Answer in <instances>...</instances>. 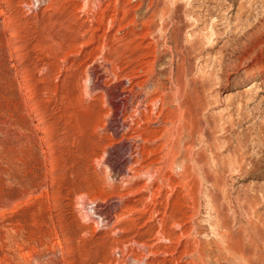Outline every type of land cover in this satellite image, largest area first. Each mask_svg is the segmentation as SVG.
<instances>
[{"label": "rangeland", "instance_id": "1", "mask_svg": "<svg viewBox=\"0 0 264 264\" xmlns=\"http://www.w3.org/2000/svg\"><path fill=\"white\" fill-rule=\"evenodd\" d=\"M34 3L0 0V264H264V81L238 49L260 0ZM152 63L177 64L200 132L162 183L131 185L106 95Z\"/></svg>", "mask_w": 264, "mask_h": 264}, {"label": "bare ground", "instance_id": "2", "mask_svg": "<svg viewBox=\"0 0 264 264\" xmlns=\"http://www.w3.org/2000/svg\"><path fill=\"white\" fill-rule=\"evenodd\" d=\"M31 1H34V4H39L42 0ZM260 2L262 7L260 15H257L258 17L256 16V20H254L255 22L247 25L248 27L241 33V39L243 38L244 42L241 43L240 48H238V46L237 48L240 52L242 51L240 56L242 59L249 57V69L252 73L260 75L264 81V0H260ZM153 12L154 10L152 7L143 12L140 10L136 16L137 23L140 25H144L145 23L147 29H152L154 26V23L151 21ZM163 26L164 21L160 26L161 29ZM175 26L176 25L173 23L172 29H175ZM163 39L165 38L163 37ZM256 49L258 51H256ZM157 60H159L157 57L154 58V62ZM181 61L182 59L180 62ZM181 63L185 62L183 61ZM153 65L152 63L150 68L146 71L142 69L140 72L141 74L127 78L130 86L129 89H121L120 93L117 95L108 90H106L108 93L105 92L107 93L106 97L108 100H106L108 104L107 116L110 117L109 119L112 118L113 126L119 125V128L113 131V136H121V142L124 141L126 143L124 147L129 151L127 157L120 159L119 163L116 162L112 166L121 174H126L125 176L128 177V180H131V182L133 180L134 182L131 183V185H135L141 176H145V178L148 179L149 185L157 181L162 183L164 171L167 168H171V164H174L173 162L176 158L182 156L183 160L186 161L187 154L184 152V149H181L182 145L180 144L182 138L189 136V134H192L194 131H199L198 108H196L195 105L189 109L183 105V99L187 97H183L185 94L183 95L184 90L181 82L183 81L181 80L182 74L177 64L170 72L157 71ZM183 65H181V68ZM181 70H183V68ZM187 72L184 74H187ZM160 74L163 79L172 86L173 90L171 92L170 89L165 86L166 83L164 84L158 77L152 78L154 75L157 76ZM139 77L141 78L139 79ZM190 82V89L193 90V81L190 80ZM187 91L186 93H188ZM189 95L192 94H188V97ZM184 104L187 103L184 101ZM183 131H186V133L184 134ZM188 156L192 159L194 158L191 153H188ZM122 165H125L124 168ZM178 167L182 171L180 176H184V171L188 168L184 163H181ZM156 194H159L158 190ZM155 195L153 194V197H155ZM92 210L94 211V208H92ZM95 214L98 216V221L102 224H104L109 217L105 215V213H102L100 208H97ZM201 261L202 264H205L204 259Z\"/></svg>", "mask_w": 264, "mask_h": 264}, {"label": "clouds", "instance_id": "3", "mask_svg": "<svg viewBox=\"0 0 264 264\" xmlns=\"http://www.w3.org/2000/svg\"><path fill=\"white\" fill-rule=\"evenodd\" d=\"M91 69L92 68L87 69L84 77L79 82L80 91L82 93L83 99L87 102H90L93 99V97L97 94V92L93 90L94 79L91 75Z\"/></svg>", "mask_w": 264, "mask_h": 264}]
</instances>
